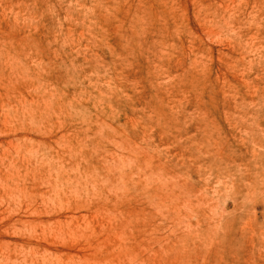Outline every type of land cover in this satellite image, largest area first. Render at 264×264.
Instances as JSON below:
<instances>
[{
    "label": "rangeland",
    "instance_id": "obj_1",
    "mask_svg": "<svg viewBox=\"0 0 264 264\" xmlns=\"http://www.w3.org/2000/svg\"><path fill=\"white\" fill-rule=\"evenodd\" d=\"M0 264H264V0H0Z\"/></svg>",
    "mask_w": 264,
    "mask_h": 264
}]
</instances>
